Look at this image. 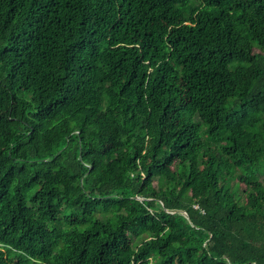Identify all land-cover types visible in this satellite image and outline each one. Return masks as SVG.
<instances>
[{
    "label": "trees",
    "instance_id": "1",
    "mask_svg": "<svg viewBox=\"0 0 264 264\" xmlns=\"http://www.w3.org/2000/svg\"><path fill=\"white\" fill-rule=\"evenodd\" d=\"M157 259L264 264V0H0V264Z\"/></svg>",
    "mask_w": 264,
    "mask_h": 264
},
{
    "label": "rangeland",
    "instance_id": "2",
    "mask_svg": "<svg viewBox=\"0 0 264 264\" xmlns=\"http://www.w3.org/2000/svg\"><path fill=\"white\" fill-rule=\"evenodd\" d=\"M158 260H159V259L155 260V261H154V264H156V263L158 262Z\"/></svg>",
    "mask_w": 264,
    "mask_h": 264
},
{
    "label": "water",
    "instance_id": "3",
    "mask_svg": "<svg viewBox=\"0 0 264 264\" xmlns=\"http://www.w3.org/2000/svg\"><path fill=\"white\" fill-rule=\"evenodd\" d=\"M182 214H184V213H182Z\"/></svg>",
    "mask_w": 264,
    "mask_h": 264
}]
</instances>
